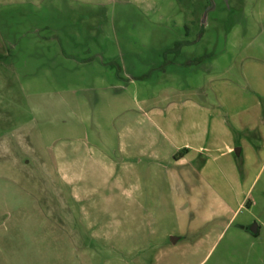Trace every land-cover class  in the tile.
Here are the masks:
<instances>
[{
  "label": "rangeland",
  "instance_id": "374dc122",
  "mask_svg": "<svg viewBox=\"0 0 264 264\" xmlns=\"http://www.w3.org/2000/svg\"><path fill=\"white\" fill-rule=\"evenodd\" d=\"M187 40L177 55H164ZM0 52V264H115L112 246L84 236L78 209L65 203L67 189L51 171L23 170V136L34 144L31 119L41 112L43 138L52 139L54 124L68 121L56 94L81 96L84 86L121 75L120 64L131 73H153L151 94L161 96L169 82L157 79L164 56L184 62L205 54L206 73L184 71L177 77L181 87L198 83L210 92L213 80L231 81L236 90L221 100L239 120L246 102L257 128L247 136L250 161L245 150L233 154L248 205L204 264H264V0H0ZM170 83L178 86L175 78ZM73 211L76 219L67 220ZM241 222L257 224V235L236 229Z\"/></svg>",
  "mask_w": 264,
  "mask_h": 264
},
{
  "label": "crops",
  "instance_id": "0c3cea01",
  "mask_svg": "<svg viewBox=\"0 0 264 264\" xmlns=\"http://www.w3.org/2000/svg\"><path fill=\"white\" fill-rule=\"evenodd\" d=\"M189 60L159 71L157 79L169 81L161 96L151 94L153 73H131L120 64L121 75L84 86L81 96L56 94L68 121L54 124L52 139L43 138L41 112L31 119L40 144L23 136V170L40 165L51 171L67 189L65 203L78 209L84 236L112 246L115 264H204L248 205L233 154L245 150L248 162L252 156L247 136L257 127L246 111L250 106L242 103L239 120L221 100L236 90L231 81L213 80L210 92L198 83L182 88L177 77L204 62L193 68ZM173 78L178 86L170 85ZM255 107L261 114V102ZM66 217L73 220L76 214ZM235 226L246 235L259 230L255 223Z\"/></svg>",
  "mask_w": 264,
  "mask_h": 264
},
{
  "label": "trees",
  "instance_id": "16d2710c",
  "mask_svg": "<svg viewBox=\"0 0 264 264\" xmlns=\"http://www.w3.org/2000/svg\"><path fill=\"white\" fill-rule=\"evenodd\" d=\"M187 43H189L188 41H177V42H175V44H174V46H173V48H171V49H168L166 52H164V55L166 54V53H173L174 55H177L178 53H179V51H180V48L183 46V45H185V44H187ZM206 57H209L207 54H205L204 56H202V57H198V58H194V59H192V60H189V64H197V63H199V62H201L204 58H206ZM174 60H168V59H166V56H164V63L162 64V65H160V67H159V69H164V65H166V64H169V63H171V62H173ZM144 76H141L140 78H143ZM185 150L183 149V150H181V151H179V152H177L175 155H174V157H178L179 155H182V153L184 152Z\"/></svg>",
  "mask_w": 264,
  "mask_h": 264
},
{
  "label": "water",
  "instance_id": "95a60500",
  "mask_svg": "<svg viewBox=\"0 0 264 264\" xmlns=\"http://www.w3.org/2000/svg\"><path fill=\"white\" fill-rule=\"evenodd\" d=\"M252 228H254V225L252 226ZM251 230H253V229H251Z\"/></svg>",
  "mask_w": 264,
  "mask_h": 264
}]
</instances>
